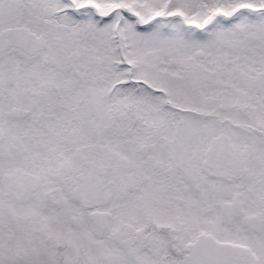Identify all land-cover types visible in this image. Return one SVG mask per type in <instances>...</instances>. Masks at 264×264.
Listing matches in <instances>:
<instances>
[{
	"label": "snow or ice",
	"instance_id": "1",
	"mask_svg": "<svg viewBox=\"0 0 264 264\" xmlns=\"http://www.w3.org/2000/svg\"><path fill=\"white\" fill-rule=\"evenodd\" d=\"M0 264H264V0H0Z\"/></svg>",
	"mask_w": 264,
	"mask_h": 264
}]
</instances>
